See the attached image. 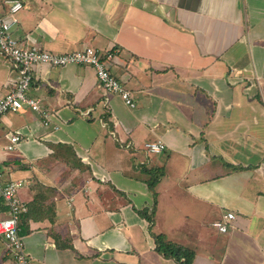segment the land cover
Returning a JSON list of instances; mask_svg holds the SVG:
<instances>
[{"label":"crops","instance_id":"0c3cea01","mask_svg":"<svg viewBox=\"0 0 264 264\" xmlns=\"http://www.w3.org/2000/svg\"><path fill=\"white\" fill-rule=\"evenodd\" d=\"M21 1L15 35L115 51L136 101L110 95L107 111L93 67L41 64L28 93L51 118L0 116V170L21 181L31 264H180L155 233L195 248L191 264H264V0ZM16 78L0 56V93ZM158 139L165 150L143 149ZM230 211L222 232L214 223ZM5 250L0 236V264H15Z\"/></svg>","mask_w":264,"mask_h":264},{"label":"built area","instance_id":"2783aa9c","mask_svg":"<svg viewBox=\"0 0 264 264\" xmlns=\"http://www.w3.org/2000/svg\"><path fill=\"white\" fill-rule=\"evenodd\" d=\"M8 4L6 11L0 12V56L11 63L17 78L7 87L6 93H0V116L28 107L41 113L45 118H51L53 114L42 105L41 100L28 94L35 78V67L41 64L52 67L91 66L95 69L98 83L104 91L102 104L107 111H110V95L113 94L119 95L128 106L132 108L136 106L132 91L123 85L112 70L111 60L114 59L115 51L102 52L87 45L67 52H56L31 43L30 38L14 34V29L19 22L18 13L24 7L23 2L9 0ZM89 113L90 111L85 112L87 115ZM46 124L49 122L46 121ZM9 139L10 143L5 147L8 151L16 148L21 135L16 132L11 133ZM123 146L131 148L132 143L123 142ZM166 147L165 142L160 139L148 140L143 144V149L147 153L161 152ZM20 186L21 181L7 179L4 172L0 170V195L7 206L6 215L0 216V236L7 243L5 254L12 257L15 264H31V257L25 250L24 238L21 235V219L28 211V206L18 195ZM235 218V213L227 212L222 220L214 223V226L226 232Z\"/></svg>","mask_w":264,"mask_h":264},{"label":"trees","instance_id":"16d2710c","mask_svg":"<svg viewBox=\"0 0 264 264\" xmlns=\"http://www.w3.org/2000/svg\"><path fill=\"white\" fill-rule=\"evenodd\" d=\"M165 150V149H164ZM147 173L150 175L147 182L150 187L153 189L155 187V178L152 170H147ZM140 214L150 219L146 210H139ZM25 232L21 231V235ZM156 241V250L163 254L166 258H174L180 264H191L195 257V250L189 246H183L168 240L165 234H155Z\"/></svg>","mask_w":264,"mask_h":264},{"label":"rangeland","instance_id":"374dc122","mask_svg":"<svg viewBox=\"0 0 264 264\" xmlns=\"http://www.w3.org/2000/svg\"><path fill=\"white\" fill-rule=\"evenodd\" d=\"M29 94V93H28ZM145 174V173H144ZM148 176L150 177V175L148 174ZM1 217H3V216H1ZM156 234V233H155ZM158 234H160V233H158ZM165 236H166V238L168 239V240H170V237L168 236V235H166L165 234ZM72 242V241H71ZM70 242V243H71ZM73 245H74V242H73ZM194 250H195V248H194ZM195 252H196V250H195ZM89 262H90V258H89Z\"/></svg>","mask_w":264,"mask_h":264}]
</instances>
